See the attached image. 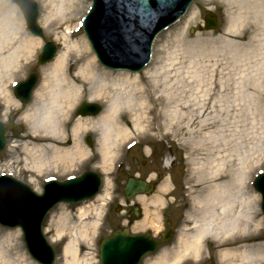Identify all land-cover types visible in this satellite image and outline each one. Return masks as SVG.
Returning a JSON list of instances; mask_svg holds the SVG:
<instances>
[{"label": "rangeland", "instance_id": "374dc122", "mask_svg": "<svg viewBox=\"0 0 264 264\" xmlns=\"http://www.w3.org/2000/svg\"><path fill=\"white\" fill-rule=\"evenodd\" d=\"M33 1L39 11L37 23L42 31L41 38L34 37L27 31L20 10L10 0H5L7 4L15 7L23 30L29 38L32 37L39 42V47L34 56L19 61V69H22L20 74L13 73L14 78L11 80L5 77L0 81V122L5 125L7 139V146L0 153V176L9 175L27 184L37 193L41 192L42 184L49 177L63 180L69 176H79L86 171L95 172L102 177L100 193L104 189L105 182L108 185V196L105 201L95 202L94 207H91V211L82 220L78 217L77 209L84 202L78 205H58L47 215L43 222V232L56 254L53 264H64L65 247L75 237L73 234L83 225L88 229L89 237L86 240L77 236V249L80 252L78 258L80 261H90V264H100V241L109 237L114 231L127 229L133 235L148 233L158 237L167 229L165 225L167 221H174L172 224V229L176 228L174 236L157 252L146 256L140 264H145L147 259H153L157 254L164 252L173 259L174 255L184 247L182 242L192 234L191 221L195 198L203 188L214 183L213 179L202 182L198 180L197 167L204 162L210 167L215 161H223L224 170L228 173L230 168L233 170L239 168L242 160L249 161L252 156L258 160L253 166L252 175L247 176L246 180L249 179L246 184L250 193L255 194L257 203L255 210L259 215L258 219H261L264 236L260 199L252 187L255 176L259 172H264V119L254 110L255 103L264 106V64L261 65L260 74L256 73L258 59L252 54L254 47L245 44L247 37L237 41L238 45L232 48L202 46L198 48L200 55L196 56L188 53L189 48L186 50L179 42V38L185 36L187 43L193 42L195 45V42H207L220 35L225 21L217 4H200L198 0H194L185 16L194 8L197 20L187 26V17L181 19L161 32L153 44L151 60L158 58L159 66L166 62L173 63V69L177 68L171 71L170 82H165V85H171L172 88L163 87L164 98L169 97V93L174 96L175 114L171 113L170 105H167L160 114L152 112L143 121L142 125L146 128L141 132L133 128L131 118H123L124 126L130 131L129 137L114 148L110 159L105 163L99 152L96 134L85 132L80 143L85 148L86 155L81 159L76 158L72 168H67L66 163L62 166L59 162V165L54 166L56 169L49 168L38 173L37 170L32 169L34 164L26 161V151H22V147L26 146L27 142L24 138L27 125L25 124V127L23 117L34 101L35 91L42 82V67L46 65H37V57L43 46L49 42L55 45L56 55L61 51L60 41L52 34L58 35L62 29L57 30L60 24L57 20H53L50 31H47L42 23L44 14L41 3L38 0ZM89 6L90 0H84V10L78 16L79 21ZM207 14H212L217 20V28L213 31L204 29L203 18ZM73 23H76V20ZM83 39L85 37L82 31H79L73 33L71 42ZM158 48H161V53L157 55ZM89 50L91 52L90 47ZM180 57L189 61H180ZM144 70L138 74H142ZM30 74L37 76V84L29 104L21 106L12 95V85L25 80ZM206 95H211L210 100L207 106L202 108ZM86 102L104 109L101 102H89L87 98H83L75 105L74 111L81 103ZM17 105L21 109H18ZM204 124L206 125L203 127ZM68 134L66 139H61L64 149L73 147L72 137ZM86 137L91 139V147L85 144ZM132 143L134 146L128 148ZM197 144H201L202 147H196ZM44 159L42 162H47ZM166 162L168 165L165 164ZM129 177L150 180L152 184L156 182L157 185L152 193L144 195L145 197H134L128 203L123 195V186ZM157 199H161V202L158 203ZM95 207L96 209L100 207L101 210L96 211ZM165 207L167 211L163 213L162 208ZM64 215L69 218L66 222H61ZM63 228L77 230L71 234L66 231L58 235L57 231ZM6 230L15 229L0 227V232ZM19 234V247L13 245L9 247L0 239V255H4L8 260L6 264H37L28 255L21 232ZM215 246V242L205 241L202 250L203 261L195 260L191 254H187L175 264H220Z\"/></svg>", "mask_w": 264, "mask_h": 264}, {"label": "bare ground", "instance_id": "6f19581e", "mask_svg": "<svg viewBox=\"0 0 264 264\" xmlns=\"http://www.w3.org/2000/svg\"><path fill=\"white\" fill-rule=\"evenodd\" d=\"M38 1L44 14L43 27L50 31L53 20H57L60 24L56 28L62 29L58 32L60 35L51 34L60 41L62 49L50 64L42 67L41 85L36 89L34 101L23 117L24 125H27L24 138L29 144L26 142L22 151H26V161L34 164L33 171L37 170L36 172L40 173L49 168L56 169L54 166L59 165V162L62 166L66 163L67 168H72L76 158L81 159L86 155V150L80 143L85 132L96 134L99 152L105 163L110 159L114 148L129 137L130 131L124 126L123 118H131L133 128L141 132L146 128L142 125L143 121L152 112L160 114L167 105H170L171 113H174L173 94L169 93V97H163V87L172 88L171 85H165V82L169 83L171 71L177 70L175 67L173 69V63L165 62L164 65L159 66L158 58L149 59L147 68L142 72L143 76L126 70L114 71L101 68L95 61V56L90 54L86 39L71 42L73 35L70 31L79 30L77 21L79 14L84 10V0ZM162 1L165 3L162 10L166 12H170L176 2V0ZM198 2L217 4L221 9L225 26L220 35L207 42H195V45L193 42H188V44L186 37L181 36L180 44L186 50L189 48L188 53L196 56L200 55L198 48L202 46L232 48L238 45L237 41L247 37L245 44L254 47L252 54L258 59L256 73H259L262 70L261 65L264 64V0H198ZM193 9L181 18L187 17V26L197 20ZM75 20L76 23H73ZM22 26L15 7L7 4L5 0H0V81L5 77L11 80L14 78L13 73L20 74L22 69H19V61L34 56L39 47V42L32 37L29 38ZM160 53L161 48H158L157 55ZM179 59L189 61L184 57ZM210 96H205L202 108L207 106ZM83 98H87L89 102H101L104 109L100 110L98 115L81 116L76 113L74 115L75 105ZM17 106L20 109L19 105ZM254 107L264 119V106L255 103ZM67 134L73 140L71 149H64L62 145L61 139H66ZM87 141L92 142L89 138H85V144L89 147ZM196 147L201 148L202 145L197 144ZM42 159L47 162H42ZM257 162L258 160L252 156L249 161L242 160L239 168L235 170L230 168L228 173L224 170L223 161H215L210 167L207 166L209 165L207 162L200 164L197 167L198 180L202 182L213 179L214 183L203 188L195 198L191 221L192 234L182 242L184 247L174 255L173 259L164 252L157 254L153 259H147L145 264H175L187 254H191L195 260L203 261L202 250L207 240L216 243L215 250L220 264H264L262 222L258 219L259 215L255 210L257 206L255 194L250 193L246 184L249 179L246 178L252 175L253 166ZM165 164L168 165V162ZM135 180L142 181L137 178ZM107 192L108 185L105 182L104 189L95 200L80 202L82 204L77 209L79 219L82 220L91 211L95 202L103 203L108 196ZM144 195L138 197H145ZM157 202H161V199H157ZM98 209L101 210L100 207L97 209L95 207L94 210L98 211ZM68 218L64 215L61 222H66ZM72 229L63 228L57 231V234L66 231L71 234L77 230ZM87 231L88 229L83 225L73 234L75 237L67 244L63 253L64 264L91 263L80 261L78 258L80 252L77 249V236L87 240L89 237ZM19 233L18 229L6 230L0 232V239L9 247H19ZM154 240L163 244L162 235ZM102 241L99 244L100 264H102L100 259ZM0 263H8L4 255H0Z\"/></svg>", "mask_w": 264, "mask_h": 264}, {"label": "water", "instance_id": "95a60500", "mask_svg": "<svg viewBox=\"0 0 264 264\" xmlns=\"http://www.w3.org/2000/svg\"><path fill=\"white\" fill-rule=\"evenodd\" d=\"M21 10L28 30L41 36L37 26L38 11L31 0H11ZM92 6L84 21V34L100 64L109 69L139 72L148 63L151 45L158 33L175 23L187 10L193 0H176L170 12L162 10V0H91ZM205 30L217 27L212 15L204 18ZM133 51V52H132ZM54 47L47 44L38 63L52 59ZM36 77L30 76L14 90L13 95L22 104L29 101ZM100 108L83 104L77 111L82 116L95 115ZM90 146L91 143L87 141ZM5 147L4 128L0 124V151ZM100 180L93 173H86L78 179L66 182L46 183L43 193L38 195L29 187L0 177V226L19 228L23 234L26 250L38 264H53L54 253L47 245L42 232V222L55 205L78 204L93 198L99 191ZM255 189L262 196L264 213V175L255 181ZM151 185L129 179L125 186L127 199L136 194H148ZM171 233L162 234L166 242ZM161 242L148 235H130L128 230L115 231L104 239L100 246L102 264H139L143 256L154 252Z\"/></svg>", "mask_w": 264, "mask_h": 264}, {"label": "flooded vegetation", "instance_id": "af4514ba", "mask_svg": "<svg viewBox=\"0 0 264 264\" xmlns=\"http://www.w3.org/2000/svg\"><path fill=\"white\" fill-rule=\"evenodd\" d=\"M139 178H141L140 175H139ZM156 185H157V184H156V182H155V183L153 184V186L156 187ZM166 211H167V210H166ZM166 211H165V212H166ZM163 213H164V212H163ZM169 224H170V223H169Z\"/></svg>", "mask_w": 264, "mask_h": 264}]
</instances>
